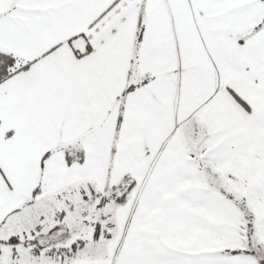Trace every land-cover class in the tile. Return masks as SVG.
<instances>
[{"label":"snow or ice","instance_id":"6c2138e0","mask_svg":"<svg viewBox=\"0 0 264 264\" xmlns=\"http://www.w3.org/2000/svg\"><path fill=\"white\" fill-rule=\"evenodd\" d=\"M0 264H264V0H0Z\"/></svg>","mask_w":264,"mask_h":264}]
</instances>
